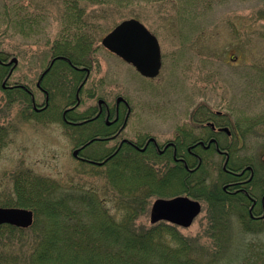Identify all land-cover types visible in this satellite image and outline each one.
<instances>
[{
    "label": "rangeland",
    "instance_id": "rangeland-1",
    "mask_svg": "<svg viewBox=\"0 0 264 264\" xmlns=\"http://www.w3.org/2000/svg\"><path fill=\"white\" fill-rule=\"evenodd\" d=\"M78 4L83 10V22L95 38L94 47L98 50L94 57L106 82L115 88L116 95L135 106L138 116L132 120L133 125L171 136L176 120L190 115L196 105L204 102L227 113L242 130L245 127V152L240 158H264V0H78ZM62 5V0H0V49L45 54L44 44L34 45L32 34L25 39L19 25L24 19H35L33 15L41 11L45 14V22L39 28L41 39L63 35L66 11ZM17 7L24 8L22 18L16 14ZM13 15H17L15 22L10 21ZM129 19L144 25L159 43L162 59L155 79L144 82L129 65L101 45L104 36ZM162 115L167 116L165 122H161ZM40 131V147L33 151L29 143L23 168H31L33 174L50 179L59 187L70 188L73 184L92 191L106 202L109 214L119 218L115 205L121 197L106 184L101 169L80 168L71 155L70 140L59 129L51 142L47 128L41 126ZM3 166L0 159V205L10 207L9 203L18 196L11 181L17 165L14 162ZM178 190L181 189L155 187L152 194L157 195L149 199L146 213L137 216L134 228L142 231L150 226L151 203L157 197H165L159 192L171 196ZM206 215L203 202L192 224L178 230L186 237L202 235ZM229 222L230 235L239 236V229L244 227L240 228L238 218L232 215ZM200 239L197 244L211 248L210 240ZM247 242L264 246V227L260 233L247 234L242 245ZM239 243L228 247L234 251ZM11 246L19 252L24 250L23 241Z\"/></svg>",
    "mask_w": 264,
    "mask_h": 264
},
{
    "label": "flooded vegetation",
    "instance_id": "flooded-vegetation-1",
    "mask_svg": "<svg viewBox=\"0 0 264 264\" xmlns=\"http://www.w3.org/2000/svg\"><path fill=\"white\" fill-rule=\"evenodd\" d=\"M62 7L67 10L65 17H71L72 4ZM40 12L33 15L35 19H24L19 29L25 39L32 34L34 45L44 44L45 54L0 49V159L3 167L14 162L17 165L11 180L13 187L39 184L41 177L31 168H23L25 150L29 143L33 151L40 147L41 126L47 128L50 142L59 129L70 140L71 155L79 167L85 171L101 169L107 185L111 183V171L144 170L149 193L158 186L181 189L157 198L184 195L197 200L202 210V203H206L203 194L196 193L199 199L183 191L205 189L211 204L230 209L246 229L262 231L264 158L239 157L245 152V127L242 130L227 113L204 102L196 105L190 115L176 120L171 136L133 125L132 120L138 116L135 106L116 95L115 88L106 82L94 57L98 50L95 38L91 37L88 52L74 53L73 22L66 19L63 35L42 40L39 28L45 14ZM23 15L24 8L19 12L21 18ZM113 55L144 82L157 77L143 76L132 64ZM160 118L161 122L167 120L166 115ZM93 145L98 146L91 149ZM137 178L133 176L132 185L137 186ZM235 210L241 213L239 217Z\"/></svg>",
    "mask_w": 264,
    "mask_h": 264
},
{
    "label": "trees",
    "instance_id": "trees-1",
    "mask_svg": "<svg viewBox=\"0 0 264 264\" xmlns=\"http://www.w3.org/2000/svg\"><path fill=\"white\" fill-rule=\"evenodd\" d=\"M62 2L64 6L72 4L71 17L66 18L73 22L72 51L88 52L93 35L83 22L78 0ZM15 10L17 14L21 8ZM12 20L17 21V15L11 16ZM134 175L138 176L137 186L131 184ZM116 176H120L119 180L113 179ZM109 177L110 186L121 197L115 205L120 215L117 219L109 214L104 200L78 186L62 188L41 178L38 185L15 187L18 196L9 206L30 209L34 222L26 229L0 225V264H264L263 245H242L245 236L254 232L239 221L240 228L244 227L239 229V236L230 235L233 213L223 205L211 204L212 198L205 189L183 191L199 199L201 196L196 193H201L206 202L204 233L192 238L161 221L137 231V216L146 213L149 199L157 192L147 191L144 170L124 168L111 171ZM235 214L241 215L239 210ZM202 237L210 240L211 248L197 244ZM21 241L24 250H13L11 245ZM237 241L240 243L236 250L228 247Z\"/></svg>",
    "mask_w": 264,
    "mask_h": 264
},
{
    "label": "water",
    "instance_id": "water-1",
    "mask_svg": "<svg viewBox=\"0 0 264 264\" xmlns=\"http://www.w3.org/2000/svg\"><path fill=\"white\" fill-rule=\"evenodd\" d=\"M102 45L125 62L132 64L143 76L155 77L159 73L160 55L155 37L134 19L122 21L103 39ZM200 203L187 196L155 199L149 210V222L166 221L182 228L191 225L200 213ZM34 215L22 207H0V225L29 228Z\"/></svg>",
    "mask_w": 264,
    "mask_h": 264
},
{
    "label": "bare ground",
    "instance_id": "bare-ground-1",
    "mask_svg": "<svg viewBox=\"0 0 264 264\" xmlns=\"http://www.w3.org/2000/svg\"><path fill=\"white\" fill-rule=\"evenodd\" d=\"M10 207H16V206H10Z\"/></svg>",
    "mask_w": 264,
    "mask_h": 264
}]
</instances>
